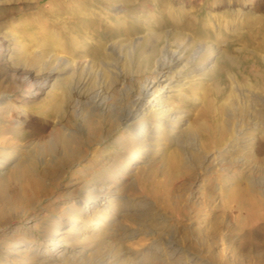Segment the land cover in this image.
Returning <instances> with one entry per match:
<instances>
[{"label": "bare ground", "instance_id": "bare-ground-1", "mask_svg": "<svg viewBox=\"0 0 264 264\" xmlns=\"http://www.w3.org/2000/svg\"><path fill=\"white\" fill-rule=\"evenodd\" d=\"M13 1L0 0V20L19 7ZM34 1L27 0L26 13L34 8ZM210 2L212 6L205 10V0H179L180 8L172 7L170 16L163 15L171 24L156 25V14L150 13L142 21L145 31L138 23L139 11H130L125 0H72L66 8L53 0L48 10H36L40 21L53 24L42 35L30 34L37 47L18 44L17 33H10L12 38L0 35V64L18 78L13 95L0 96V264H212L201 261L192 245L197 241L205 245L221 233L226 212L220 217L214 214L219 205L224 210L232 206L246 210V238L252 244L261 242L258 253H238L233 264H264V236L258 238L253 231L256 226L264 230V169L244 155L233 157L236 151L256 157L262 150L255 132L264 142V69L255 77H245L244 88L237 74L231 73L235 86L220 103L209 97L211 87L202 85L203 107L193 125L204 135L200 147L195 144L197 154L200 148L205 150L199 167L207 163V169L215 163L225 171L226 183L247 170L251 172L245 176L248 182L235 180L224 198L207 188L202 195L193 191L187 196V189L178 190L173 184L190 168L183 150L176 148L162 165L164 178L152 183L149 196L155 205L147 197L131 198L132 184L124 186L129 174L159 145L160 137L178 132L183 125L178 120L181 113L169 117L172 108L167 104V89L173 91L181 75L200 80L220 64L233 69L247 50L264 57V14L253 12L264 6V0ZM146 4L150 10L161 4L166 7L162 1ZM61 14L64 24H58ZM29 19L19 21L27 25ZM243 22L252 38L239 47L230 49L223 41L210 40L211 29L220 37L223 29L234 31ZM99 28L113 33L111 41L97 38ZM39 36L46 39L38 41ZM38 47L42 48L35 53ZM61 72L65 75L62 93L50 109L57 116L54 135L24 149L5 132L9 129L16 135L24 128L22 114L28 109L22 106ZM22 87L26 92L19 97L17 89ZM237 90L244 101L238 100ZM240 104L247 110H238ZM6 111L17 112V120L5 124ZM81 124H85L84 136L78 135ZM249 130L255 135L246 138ZM55 150V164L38 170L39 158L46 163ZM73 163L84 167L86 176L69 187L65 179ZM190 180L193 183L196 176ZM41 196L47 202L39 216L36 204ZM200 215L199 235L193 237L194 228L183 217L192 221ZM16 219L36 222L37 229L22 228L18 221L13 226Z\"/></svg>", "mask_w": 264, "mask_h": 264}, {"label": "rangeland", "instance_id": "rangeland-1", "mask_svg": "<svg viewBox=\"0 0 264 264\" xmlns=\"http://www.w3.org/2000/svg\"><path fill=\"white\" fill-rule=\"evenodd\" d=\"M53 0H37L35 2L34 8H32L27 13L25 12V5L27 0H14L13 5L19 6L15 9H13L10 13V15H6V17L2 20H0V29L3 27V25H6L0 30V35L5 36L7 38H12L11 34L18 35V44H27L29 47H37L39 44L38 42L31 40V35L37 33L38 35H42L43 30H47L50 28L53 24L46 25L45 21H40L37 15V9L42 10H48L52 5ZM58 2H61L64 6L63 8H66V5H69V2L72 0H57ZM96 3H101L102 0H95ZM127 5L129 6L130 11L131 10H138L141 15V20L138 21L140 25L143 26L140 27L142 30H145L147 26H144L142 21L145 19L147 15L156 14L157 16V24L160 23L164 24H171V22H168V19L163 17V15H169L171 14V8H180L181 3H179V0H125ZM156 1H162L166 2V7L161 5L156 6L154 10H150V6H147V2H153ZM206 3L203 4V9L207 10L209 6H212L210 0H205ZM216 5H213L215 7ZM150 10V11H149ZM30 12V13H29ZM158 12V13H156ZM253 12L257 14H264V6L257 7L256 10H253ZM64 14H61L59 17L60 23L58 24H64L63 21L60 18ZM30 18L27 25L20 23L19 20H22L24 18ZM42 18V17H41ZM205 18V17H204ZM179 19V17L177 18ZM43 20V19H41ZM172 20V19H171ZM205 20V19H203ZM4 21V22H3ZM168 22V23H167ZM137 24V21L135 22ZM245 23V22H243ZM240 23L239 27H234V31H231L229 29H223L221 32L222 35L220 37H216V29H211V41L219 40L223 41V44H227V46L232 48H237L240 46L241 42L243 41H249V39L252 38V31L249 27H247V24ZM40 24H43L44 27H40ZM146 31V30H145ZM8 32V33H7ZM11 33V34H10ZM8 34V36L6 35ZM31 34V35H30ZM105 34V35H104ZM199 34H208L207 31H201ZM24 35V36H23ZM30 36V37H29ZM43 40L46 39V37L41 36ZM113 37V33L108 32L105 33L104 30H101L99 28L97 30V38H102V40L111 41ZM40 39V36L38 37V41ZM40 39V40H42ZM42 40V41H43ZM32 46H31V45ZM38 44V45H37ZM42 48V47H41ZM38 47V49L34 50L35 53H38L41 49ZM45 48V47H44ZM246 53V54H245ZM40 63V62H39ZM43 63V62H42ZM239 66L235 67L233 69H229L226 64H220L218 66V70H216L211 76L206 77L204 79H200L202 83H200L197 78V76L187 77L186 79L181 75L179 78L181 81L174 82L177 84V86L174 88V90L167 93L170 94V97L167 98V104L171 105L172 111L169 113V117L172 118L176 113H181V115L178 116V120H182L183 125L178 129V132H167L163 134L159 139V145L151 150L150 156L146 161H142L140 166L131 172L129 174V177L124 181L125 185L132 184L131 189H128V194L133 199H139V197H147V200L152 201L150 198V190L152 183L154 180L164 178L160 174V170L162 169V165L164 162H166L168 154L176 148H181L183 150V156L185 158L186 165L189 166L188 175L183 174L182 176H179L178 178H175L174 185L175 188L178 190H184L187 189V196L189 194L191 195L194 192H197V194L201 193L204 189H208L210 192H214L215 195H222V198H224V195L226 193V190H228L235 180H245L246 175L248 173H251L247 170H243L238 176H236L235 179L229 181L228 183L224 182L226 178L225 171H222L221 169H218L216 164H208V167L206 169L205 167H199V159H201V155H203L204 148H200L201 152L197 154V146L200 147V140L203 138V133H201L198 128L193 126L196 123V119L198 117L199 110L203 107V99L202 97L203 89L202 85H209L211 87V93L209 97L215 101V103H220L224 100L225 96L230 92L231 88L235 86L232 82L231 73H236L239 77L241 83L240 87L244 88L245 82L244 78L248 75H251L252 77H255L256 74H261V72L264 69V57L255 56L252 54L251 51L247 50L244 52V57H241L239 61ZM39 66V65H37ZM4 65L0 64V96L8 95L12 96L14 93V89L17 86V80L15 76H13L12 72H9ZM7 70V71H6ZM228 70V71H227ZM5 72V73H4ZM59 75L52 80L50 85H44V91L42 93L33 95L23 106L22 108H27L28 111H25L23 113V117L25 120L24 123H22L21 130L16 133H12L9 129L5 132V134L12 138L15 136V141L24 148L29 147L28 144L39 142L43 140L50 139L54 135L55 130V121L57 120V116L51 115V106L60 94L62 93V85L64 82L63 73H58ZM15 78V79H14ZM108 85V84H107ZM113 85V84H111ZM17 92L19 93V97L23 96L26 92V88L22 87L20 89H17ZM238 94V100L244 101V95H239V91L237 90ZM4 93V94H3ZM112 93V90H111ZM151 98L153 95H150ZM166 96V93H165ZM112 100V99H111ZM112 102L118 104L116 100H112ZM16 105L19 104V102H15ZM1 107V105H0ZM238 110L244 109L247 110L245 106L242 104L237 105ZM10 108V106L8 107ZM9 110V109H8ZM18 110V108H17ZM17 112H11L9 113L6 111V113L3 115V119L5 124H9L10 121L17 120ZM249 113H251V109L249 110ZM210 123V121H209ZM25 124V126H24ZM211 124V123H210ZM85 124H81L79 128H77L78 135H85L86 128ZM208 127V123H207ZM209 130V128L207 129ZM256 142L257 144H262V150L257 152L256 157H251V155H248L245 153V151H236L233 153V157L237 158L242 155L248 158V160L251 161L253 164H257L260 166V168L264 169V142L263 139H261V134L259 132H255L257 134ZM253 131L249 130L248 133H246L245 137H251L255 135ZM12 136V137H11ZM231 138V137H230ZM232 139V138H231ZM15 142V143H16ZM29 144V145H30ZM197 144V146L195 145ZM11 145V144H10ZM116 148V146H111ZM24 148V149H25ZM187 148L189 150H187ZM23 149V150H24ZM117 150H121L120 148H116ZM26 154V153H25ZM57 154V151H53L52 153L47 155V162L44 163V159L39 158V163L37 164V169H43L47 164H55V162L58 160L55 158ZM57 159V160H56ZM42 160V161H41ZM83 164L86 163L85 158L82 160ZM69 170H72L71 173H69V177L65 179V183H67V186H72L71 183L78 181L82 177L86 176L85 171L86 169L84 167H80L77 165V163H73L68 167ZM80 169V170H79ZM73 171H77V174H74ZM149 172V175H148ZM253 173V172H252ZM148 175V176H147ZM193 176H196V180L192 183L190 182L191 178ZM246 176V177H245ZM166 177V176H165ZM231 184V185H230ZM128 185V186H129ZM74 186V185H73ZM59 190H62L63 186H58ZM221 188V190H220ZM218 189V190H217ZM189 193V194H188ZM224 194V195H223ZM200 195V194H199ZM47 202V198L41 196V200L36 204V213L39 214V216L43 215L45 213L44 204ZM152 204L155 205L152 201ZM33 206H29L28 208L32 210ZM156 208V207H155ZM214 209V208H213ZM225 208L221 207H215L213 210L214 214H217L218 217L221 216V213L225 215L226 212V225L223 227L220 234L217 236H213L208 240V242L205 245H201L197 241L195 246L192 245L193 251L199 253L201 261H208L212 264H233L238 261V257L236 256L238 253L246 254L249 251H255L259 252L261 249V242L259 243H251L250 240L246 238L247 232H248V223L246 224V220L249 216L248 212L244 209H238L237 207H231L228 208V210H224ZM191 210V209H190ZM190 210L187 214L189 217ZM162 211V210H161ZM168 216H172L171 219L173 221L175 220V215H171L169 212H167ZM203 215L197 216L191 220H189L186 216L183 217L184 222L187 226H192L194 228V234L193 237L198 236L199 229H200V221ZM55 219L56 217L53 216ZM22 223V228H28L31 226L33 230L35 231L37 228L35 227L36 222L27 223L26 220H20L16 219L13 220L11 223L13 226L17 225L18 222ZM112 220H109L111 222ZM174 222H177L176 220ZM31 224V225H29ZM180 224V223H179ZM182 227V226H181ZM208 228V227H207ZM258 226H256L253 231H255V236L258 238H261L264 236V230L257 229ZM0 231H1V224H0ZM182 233V232H181ZM200 237V236H199ZM189 239H192L190 236ZM182 241V240H181ZM184 242L182 241V244ZM187 247V246H186ZM80 247L76 248L75 250H79ZM74 252V250L72 251ZM236 256V257H235ZM55 257V256H54ZM26 264V263H21Z\"/></svg>", "mask_w": 264, "mask_h": 264}]
</instances>
